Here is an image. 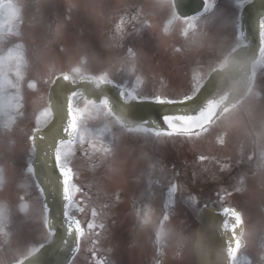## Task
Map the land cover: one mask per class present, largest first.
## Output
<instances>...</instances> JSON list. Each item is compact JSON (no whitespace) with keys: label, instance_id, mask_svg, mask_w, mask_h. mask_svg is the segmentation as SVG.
Instances as JSON below:
<instances>
[{"label":"rangeland","instance_id":"1","mask_svg":"<svg viewBox=\"0 0 264 264\" xmlns=\"http://www.w3.org/2000/svg\"><path fill=\"white\" fill-rule=\"evenodd\" d=\"M27 10L23 9L27 15L26 20L21 22L19 29L16 30V36H21L27 31V39L30 41L32 50L34 49V76L39 74H45L47 72V64L49 62H55L61 69H67L70 62H74L79 59L83 53H87L89 57L88 64L86 66L89 72H99L105 67V62L117 57L123 56L125 50L128 47L137 49L141 55V64L143 66V73L147 76V84L145 93H151L154 91H162L171 96H179L183 93L191 91L190 78L192 76H198V66L188 65L189 56L187 57L186 65L178 64L179 61H183L184 57L179 54H175L172 51V46L177 43L182 44V19L177 22L173 18V14L176 15L172 0H168L166 5L161 4V0H33ZM8 5L0 11V74L7 73L9 65L14 64L17 51L9 46V39L11 33V23H16L17 16L12 10L7 9ZM71 10L69 11V7ZM144 18L149 16L154 20V24L157 25L156 29H153L155 35L150 33L148 27H145L144 31L141 29L136 31V27L133 24L124 26V38L123 47L112 48L109 47L110 37L113 35L115 25L123 21L134 20L135 17ZM70 16V19H69ZM177 16V15H176ZM141 18V20H142ZM172 19L173 23L170 28L176 33L175 35L161 38L159 35L160 24L167 23ZM220 20V19H219ZM27 21V22H26ZM145 21V22H146ZM213 22V18L209 21L211 29L221 32V25ZM57 24H63V31L60 36L55 35V28ZM140 24V22L138 23ZM29 25V26H28ZM132 28H134L132 30ZM128 29V31H126ZM182 31V32H181ZM218 34V33H217ZM216 34V36H217ZM196 38L190 45L191 50L199 47V37ZM206 35H213L207 33ZM141 36L139 39L138 37ZM205 36V33H202ZM153 40L152 44L155 47L153 54L146 56L140 47L147 43V39ZM14 44V43H12ZM10 43V45L12 46ZM166 46H169V53H165ZM63 49V50H62ZM144 60H149L151 64H144ZM170 61V64H163L161 61ZM40 62L38 68L37 62ZM47 61V62H46ZM36 62V64H35ZM202 72L204 70H201ZM204 73V72H203ZM31 75V74H30ZM33 75L28 76L31 79ZM114 79H119L125 84H129V79L125 73H114ZM48 83H42L40 85V93L36 94L35 100L37 102L34 108L29 111V123L31 131L33 128V115L47 103V87ZM27 90V89H26ZM30 94L31 90H27ZM42 96L43 100H39L38 97ZM252 106L244 116L239 109H231L225 115H222L218 120V126L214 129L210 136H207L203 140H198L196 144L187 142L184 139L177 138L175 141H168L166 143L158 142L159 157L167 160H173L177 164L176 172L181 174H192L195 172L196 176L202 175V167L198 162V155H216L220 157H231V159H237L243 150V156H247L253 147L252 138L249 134L248 124L259 135V140L264 135V100L257 101L254 98L250 101ZM100 120V119H99ZM97 120V121H99ZM30 131V133H31ZM226 131L228 142L226 147L218 145L216 141V132ZM0 138L2 136L0 135ZM19 145V150H9L6 154L11 155L14 159H20V166H14L15 179L9 184L11 193L8 195L0 192V207H3L5 215L0 217L2 221H9L8 214L4 201L1 198H5L9 211H13L11 218L12 222L7 228L6 226L0 227V264H13L24 258L23 256L29 253L31 246H37L39 242L44 241L48 237L42 230L45 227V210L41 201L39 188L33 178L30 176L29 182L23 178V166L24 159L32 161L34 157V149L30 145ZM258 171L256 175L247 178L246 187L247 191L244 194H234L228 201L230 205L239 207L247 216L256 208L260 210L262 216H264V168L259 167L262 157H264V150L262 145H258ZM16 162V161H15ZM16 164V163H15ZM208 171L206 173H212L216 170L213 164H206ZM2 168V167H1ZM102 171V168H99ZM125 173L130 170L125 168ZM2 169L0 170L1 173ZM105 173V172H104ZM26 181V187L24 182ZM103 185V189L98 192L96 182ZM201 181V180H199ZM189 178L185 179V185L191 193L198 196L200 192L203 195V203L215 204L220 206L217 200L216 192L211 193L210 190L202 192L197 184L198 182H191ZM89 185V190H94L101 198L108 197L114 192L120 190L123 192L122 198L119 200V205L122 207L131 205V197L137 195L141 188L142 182L132 180L125 176L121 179L109 178L104 176L97 177L94 181L86 182ZM84 184V183H82ZM7 185V184H6ZM80 185V184H79ZM83 187V185H81ZM24 188L26 189L24 193ZM84 193V191H83ZM26 196L27 202L30 207L27 212H20L19 196ZM8 196V197H6ZM167 193H162L158 196L155 205L157 206V228H158V240L155 242V246H161L165 242V246L170 243L171 249L174 253L179 252L185 254L186 257H192L191 241L192 230L191 227H187L184 223H190L194 225L196 222L195 213L189 212L185 209L187 203V194L185 193L184 199L179 195L176 198V204L174 211L169 215L168 220H164L163 217L166 214L163 208V204L166 200ZM201 200V199H199ZM200 202V204L202 203ZM118 203H116L117 205ZM188 206H191L188 204ZM195 212L197 210L193 209ZM0 221V222H2ZM19 221V225H15V222ZM123 227L125 233H127V247L129 248V238L131 232V221L129 217L123 221ZM180 223V225H178ZM183 222V225H181ZM176 224V225H175ZM2 223L0 224V226ZM249 226V222H247ZM172 230V238L170 239V229ZM36 234H33V231ZM41 232V237L39 235ZM35 246V247H36ZM175 247V248H174ZM179 248V250H178ZM85 252V250H84ZM131 264H140L138 260H131Z\"/></svg>","mask_w":264,"mask_h":264},{"label":"snow or ice","instance_id":"2","mask_svg":"<svg viewBox=\"0 0 264 264\" xmlns=\"http://www.w3.org/2000/svg\"><path fill=\"white\" fill-rule=\"evenodd\" d=\"M168 0H161L162 5H166ZM242 4V3H241ZM204 9L198 16L184 18L182 23L185 25L182 33V38L188 37L189 33L196 28L197 21L205 14L214 10V0H204ZM175 7V4H173ZM71 6L69 7V11ZM175 21L180 22V17L173 14ZM70 19V16H69ZM173 20H168L167 23L160 24L159 35L161 38H166L176 33L170 28ZM144 27L156 29L157 25L149 21L144 22ZM63 24H57L55 28V35L60 36L63 31ZM260 38L262 46L258 50V57L253 62L252 68L248 75V92L255 94L257 101L264 100V94L259 92V80L264 78L258 69H264V19L259 21ZM124 21L121 19L120 23L115 25L113 35L110 37L109 47L121 48L123 47L124 38ZM240 47H247L246 44L239 43L244 40V34L240 32L236 37ZM17 48L20 51L16 54L15 63L10 64L8 73L3 79H0V112L11 113L9 125L14 126L23 118L25 98L23 91L26 88L33 93H40V85L48 83L55 84L59 80L76 84L82 81L91 82L96 90L101 89L104 85H113L120 88V96L123 100L124 108H127L128 103L131 101L151 100L160 105H179L185 111L162 113L159 119L162 121V126L157 125L156 121L144 120L140 123L128 121L123 115H117L110 104L108 97L90 98L84 96L82 92L72 91L67 97L66 113L67 123L63 127V136L57 139L53 151V165L58 173V181L62 198L65 202V217L68 225V234L74 235L72 252L73 255L68 264H76L78 254L83 250L85 243L90 244L88 251L92 255V264H109L107 260L98 258V244L101 240V233L97 229L104 230L106 228L104 223H97L104 213L90 203V198H85L82 186L78 183L80 169L76 161L81 158L78 153L83 155V159L91 162L93 169L98 170L107 161L115 158L119 137L113 135L112 141L106 142L104 137L106 133L110 132V127L104 126L98 128L95 132L91 131V125L94 120L111 118L115 121L116 126L124 129L128 134H142L151 135L157 139L158 142L166 143L168 141H175L177 138L186 140L187 142L196 144L198 140H203L210 136L214 129L218 126V120L222 112H227V95L221 94L214 96L211 99L201 101L200 105L193 108L196 101L202 95L207 83L204 82V73L199 70L198 76L190 78L191 91L183 93L179 96H171L162 91H154L145 93L147 84V76L143 73V66L141 64L140 52L132 47L125 50L123 56H117L107 62L105 67L99 72L87 71V64L89 57L87 53H83L78 60L70 62L67 69L59 68L55 62L47 64V72L45 74H37L31 79L26 76L27 67L29 62L23 52L24 45L18 44ZM63 50V49H62ZM172 51L175 54H183L185 49L180 46L173 45ZM228 61L225 60L224 64L227 65ZM114 73H125L129 79V84L123 81H116ZM12 77H15L13 81ZM8 89L15 91L11 95H4ZM43 100L42 96L38 97ZM192 109V110H188ZM55 119V111L52 107L51 99L42 105L33 115V128L27 139L30 146L35 148V141L37 135L41 132L44 126L49 125ZM216 143L220 146L226 147L228 142L226 131H217ZM43 138V137H41ZM149 164L148 183H152V176L156 170L157 160H151ZM231 157H217L205 154L198 155V162L202 167V171H208L206 162L213 163L218 166L222 172L231 171L232 165L230 163ZM244 161L243 153L241 152L237 163ZM259 167L264 168V157H262ZM163 170V169H161ZM29 175H35L34 168L29 165L26 169ZM110 171H116L111 169ZM175 173L172 179L168 180L167 196L163 204L165 210L164 220L169 219V215L174 211L176 198L178 195L183 197L187 194V203L195 210L201 207L199 197L191 193L186 187L180 186L175 181ZM194 179L196 173H193ZM215 178V177H213ZM247 173H241L236 179V183L231 186V190L226 187H221L217 190L216 196L220 203V215L224 217L220 225L221 231L229 236L227 240V256L230 260H234L238 255L242 246L246 244V237L249 233L246 232L247 219L244 212L236 206H231L228 201L234 194H244L247 191L246 187ZM5 176L0 174V192L6 188ZM98 192L103 189L98 181L95 185ZM37 187L43 194L45 189L37 182ZM154 195V190L150 191ZM120 197L118 194L115 196L114 203H118ZM20 212H27L30 205L27 202L26 196H19ZM108 204L102 205V208H108ZM207 207V204L204 205ZM47 209V206L45 205ZM79 213L80 215H77ZM4 209L0 207V217H3ZM90 215V219L87 217ZM81 216L84 219H81ZM147 222V220H145ZM45 227L49 225L47 217L44 220ZM48 235H54L50 229ZM67 243V242H65ZM42 247V246H41Z\"/></svg>","mask_w":264,"mask_h":264},{"label":"flooded vegetation","instance_id":"3","mask_svg":"<svg viewBox=\"0 0 264 264\" xmlns=\"http://www.w3.org/2000/svg\"><path fill=\"white\" fill-rule=\"evenodd\" d=\"M214 2V10L201 17V19L197 21L196 28L189 33L188 37L183 39L182 48L185 49V51L180 55H182L184 59L183 61L178 62V64L182 63L186 65L187 57L189 56L188 65L198 66L201 70H204V73H206L204 81L212 70L224 63L225 53L237 43V23L239 19V11L243 5L235 0H214ZM7 9L12 10L14 13L17 11L16 5L7 6ZM135 18L137 21H134L133 19L130 21L125 20L124 26L131 25L132 23L130 22H133L132 25L136 27V31L141 29V32H143L145 29L143 25L146 20H144V18L141 20L142 17L140 16ZM212 18L214 23L220 21L219 24L223 27L221 32L213 30L207 25ZM147 21L154 23V20L148 19ZM139 22L140 24H138ZM9 27H11L10 36H7L9 39V46L11 47L12 52H14V48L18 53L20 49L17 48V45L21 44V42L24 43L27 40L25 38V33H27V31L21 36H16L14 26L11 24ZM147 30H150L149 32L155 35L153 28ZM199 33H201L199 36L201 37L199 47L191 50L190 45L196 38L198 39L197 36ZM202 33H205L204 37L202 36ZM207 33L213 35H206ZM140 37L141 36H139L138 39ZM145 38L147 39V43L141 46L140 50L146 56H149L153 54L155 47L152 44L153 40L147 37ZM10 43L14 44L11 46ZM167 48L168 47L166 46L165 49ZM23 52L30 63L29 55L26 52L25 47ZM151 63L152 62L149 60H144V64L148 65ZM162 63L169 64L167 60ZM259 71L261 72V76L264 77V69H258V73ZM7 73L2 72L0 74V79H3ZM12 79L15 81V77H12ZM259 84V92L264 94V78L259 80ZM14 91V89H8L4 92V95H11ZM254 98H256L255 94H248L243 100L244 104L240 105L239 110L244 116H246L247 112L251 110L252 106L250 101ZM10 117L11 113L0 112V135L2 136V138H0V167H2L0 174L5 176V183L7 184L4 190L5 195L11 193L9 184L15 179L13 167L15 163H18L20 160L19 157L14 159L11 155L6 153L8 152V149L16 151L15 145H17L18 151L19 145H25V143H27L25 136L26 130L29 127V109L26 105V99L24 102L23 118L20 119L17 124L11 126L8 123ZM104 126L110 127V132L106 133L104 137L106 142L110 143L113 135L119 137L115 158L103 164L100 167L102 168V171L99 169H93L92 163L85 161L81 153L77 154L78 156H81V158L76 161V164L80 169L78 183L80 186L83 185V191L86 190L87 192H84V197L90 198V203L104 213V215L97 221V223L102 222L106 226L104 230L97 229V232L101 233V240L97 246L98 258L107 260L109 264H131L129 263L131 260H138L140 264H197L195 257H186L185 254L177 251V254H175L172 251L170 244L165 249L166 254L164 256H161L158 253L155 246L158 235L156 221L158 208L154 203L160 190L168 188V180L172 179L173 175L176 173L175 162L173 160H164L163 162L162 159H160L158 141L155 137L151 135L128 134L124 129L116 126L115 121L111 118H108L107 120L100 119L99 121L94 120L90 130L95 132L98 128ZM248 130L253 140L252 143L257 144L259 142V135L249 124ZM261 143L264 145V135L261 137ZM149 158L159 162L153 173L151 184L148 183ZM26 160L27 159H24V163ZM125 168H128L130 171L125 173ZM26 169L27 168L24 167L23 178L26 181H29V174ZM111 169H115L116 171H110ZM103 174L106 177H114L117 179L127 176L132 180L142 182L138 194L131 197L130 206L122 207L119 205V202L117 205L114 203L116 194H118L120 198L123 196V192L120 190L114 192L108 197L104 196L101 198V202L96 191H87V187L84 184L87 181H94L97 177L103 176ZM185 177L186 176L178 174L175 176L174 182L181 181ZM199 179L205 184L204 190L202 189L203 192L208 190L212 192V176L204 173ZM26 181L24 182V187H26ZM146 186L149 187L150 191L154 190V195L146 190ZM218 188L219 185L216 183L215 190ZM25 191L26 189L24 188V192ZM202 197L203 195L200 194L199 199H202ZM104 204H108L109 207L106 209L102 208V205ZM186 208L189 210L193 209L188 205ZM263 208L264 206L260 207V209ZM77 215L80 214L77 213ZM127 217H129V220L131 221L129 248L127 247V233H125L123 227V221L127 220ZM87 218L90 219V215ZM81 219H84V217L81 216ZM145 220H147V222H145ZM247 222H249V226L246 225V232L249 233V235L246 237V244L238 255L236 264H264V216L261 215L260 210H256L255 208L247 216ZM180 223L181 222H179L178 225H180ZM19 224V221L15 223V225ZM181 225H183V222ZM184 225L191 227L192 235H194L196 225H191L190 223H184ZM174 229H177V227H172L170 229V239L172 238V230ZM42 230L45 232V227H43ZM33 234H36L35 230L33 231ZM39 235L41 237V232H39ZM88 247H90V244L85 243L83 245V250L78 254L76 264H92L93 258L91 253L87 250Z\"/></svg>","mask_w":264,"mask_h":264},{"label":"water","instance_id":"4","mask_svg":"<svg viewBox=\"0 0 264 264\" xmlns=\"http://www.w3.org/2000/svg\"><path fill=\"white\" fill-rule=\"evenodd\" d=\"M4 0H0V3ZM179 14L185 16L199 11L203 0H174ZM264 18V0H251L244 7L241 15V32L247 47H237L228 57V64L216 70L207 80V87L200 98L193 105L195 108L201 101L211 99L217 95H227V107L236 103L248 92V75L252 63L258 57V50L262 46L259 21ZM82 90L86 97H108L113 111L117 115L125 116L128 121L140 123L144 120L156 121L162 113L185 111L181 106L160 105L151 100L131 101L124 108L120 96V88L104 85L96 90L88 81L72 84L59 80L49 89L48 99H51L55 111V119L41 129L35 141V159L33 168L39 185L45 189L44 204L48 208L49 228L53 230L52 240L44 244L18 264H67L72 255L75 236L68 234L65 217V202L62 198L58 173L53 165V151L57 139L63 136V127L67 123L66 103L72 91ZM192 110V109H188ZM43 137V138H41ZM224 217L220 215V207H204L200 213V224L197 227V237L194 243L199 264H233L227 256L226 236L220 229ZM67 242V243H65Z\"/></svg>","mask_w":264,"mask_h":264}]
</instances>
